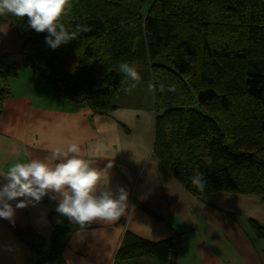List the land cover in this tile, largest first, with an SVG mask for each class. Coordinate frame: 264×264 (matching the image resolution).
Segmentation results:
<instances>
[{
    "label": "trees",
    "instance_id": "16d2710c",
    "mask_svg": "<svg viewBox=\"0 0 264 264\" xmlns=\"http://www.w3.org/2000/svg\"><path fill=\"white\" fill-rule=\"evenodd\" d=\"M0 22L15 27L35 77L95 113L119 107L128 84L121 62L149 72L157 89L155 156L194 196L253 194L264 203V0H73L66 27L92 30L55 50L26 17L8 14ZM9 74L0 71L3 81ZM1 85L0 115L9 93L7 83ZM172 85L176 91H167ZM197 171L207 181L203 191L191 183ZM45 198L54 224L47 250L31 229H12L36 250L37 264H55L70 227L57 202ZM249 223L264 238V224ZM182 240L181 233L154 242L128 232L115 264H177Z\"/></svg>",
    "mask_w": 264,
    "mask_h": 264
},
{
    "label": "crops",
    "instance_id": "0c3cea01",
    "mask_svg": "<svg viewBox=\"0 0 264 264\" xmlns=\"http://www.w3.org/2000/svg\"><path fill=\"white\" fill-rule=\"evenodd\" d=\"M0 65V71L10 73L5 81L0 76L9 88L0 115V172L74 142L82 156L101 169L109 163L106 158H112L110 187L128 192V207L116 222H93L83 228L69 222L66 246L55 264H115L128 232L154 242L181 233L177 264H264V238H257L249 223L253 218L264 224L259 196H194L155 156L157 108L154 93L148 91L153 83L149 72L141 73L142 82L131 93L122 89L118 108L98 114L63 98L46 82L42 86L40 76L26 65L15 27L1 22ZM4 182L0 177V184ZM51 211L50 200L44 198L18 209L15 223L0 219V264H37L38 253L17 237L12 225L31 229L45 251L54 230Z\"/></svg>",
    "mask_w": 264,
    "mask_h": 264
},
{
    "label": "clouds",
    "instance_id": "9594fccd",
    "mask_svg": "<svg viewBox=\"0 0 264 264\" xmlns=\"http://www.w3.org/2000/svg\"><path fill=\"white\" fill-rule=\"evenodd\" d=\"M72 9L73 0H0V16L26 17L31 29L47 33L45 43L53 50L92 30L86 24L66 27L63 21ZM118 70L128 82L124 89L127 93L142 82L134 63L121 62ZM156 90L150 82L148 91ZM159 91H165L163 83ZM167 91L175 92L176 88L172 85ZM106 159L109 163L105 168L94 166L93 160L82 156L78 143L69 142L51 147L43 158L10 165L6 172H0L5 181L0 184V219L15 223L18 209L35 206L49 197L57 202L55 210L61 217L82 228L93 222H116L128 207V192L123 187H110L109 169L113 163L112 158ZM191 183L203 191L207 185L204 173L197 171Z\"/></svg>",
    "mask_w": 264,
    "mask_h": 264
},
{
    "label": "rangeland",
    "instance_id": "374dc122",
    "mask_svg": "<svg viewBox=\"0 0 264 264\" xmlns=\"http://www.w3.org/2000/svg\"><path fill=\"white\" fill-rule=\"evenodd\" d=\"M30 71V73H31V69L29 70ZM29 73V72H28ZM40 79H42V80H40V81H42L41 83H42V86H44V87H46V81L45 80H43V78L40 76L39 77ZM126 87H128V84H126L125 85V87L123 88V89H125ZM52 89V88H51ZM53 90V89H52ZM54 91V90H53ZM55 92V91H54ZM134 97H133V95L131 96V99H133ZM145 101H146V103L145 104H147V105H149L150 104V99H149V96L148 97H146L145 98ZM140 102H144V99H140Z\"/></svg>",
    "mask_w": 264,
    "mask_h": 264
},
{
    "label": "built area",
    "instance_id": "2783aa9c",
    "mask_svg": "<svg viewBox=\"0 0 264 264\" xmlns=\"http://www.w3.org/2000/svg\"><path fill=\"white\" fill-rule=\"evenodd\" d=\"M3 67H2V65H0V69H2Z\"/></svg>",
    "mask_w": 264,
    "mask_h": 264
}]
</instances>
